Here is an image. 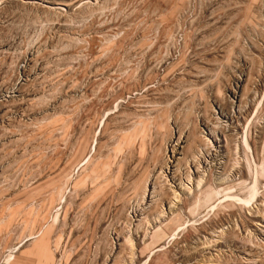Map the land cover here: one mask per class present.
Returning a JSON list of instances; mask_svg holds the SVG:
<instances>
[{
    "label": "rangeland",
    "instance_id": "374dc122",
    "mask_svg": "<svg viewBox=\"0 0 264 264\" xmlns=\"http://www.w3.org/2000/svg\"><path fill=\"white\" fill-rule=\"evenodd\" d=\"M0 264H264V0H0Z\"/></svg>",
    "mask_w": 264,
    "mask_h": 264
},
{
    "label": "bare ground",
    "instance_id": "6f19581e",
    "mask_svg": "<svg viewBox=\"0 0 264 264\" xmlns=\"http://www.w3.org/2000/svg\"><path fill=\"white\" fill-rule=\"evenodd\" d=\"M177 145V144H176ZM174 151V150H173ZM174 154V153H173ZM175 155V154H174ZM148 190V189H147Z\"/></svg>",
    "mask_w": 264,
    "mask_h": 264
}]
</instances>
